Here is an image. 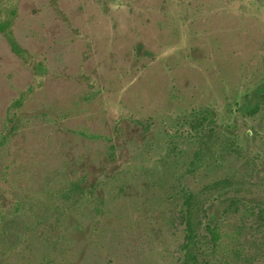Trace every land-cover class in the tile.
I'll return each instance as SVG.
<instances>
[{
  "label": "rangeland",
  "instance_id": "374dc122",
  "mask_svg": "<svg viewBox=\"0 0 264 264\" xmlns=\"http://www.w3.org/2000/svg\"><path fill=\"white\" fill-rule=\"evenodd\" d=\"M13 9L23 50L0 32V264H48L53 247V264H177L184 226L145 184L178 174L184 156L167 151L202 106L264 162V108H246L264 83V0H0V17ZM98 177L105 205L58 214L64 191ZM256 183L264 197V173Z\"/></svg>",
  "mask_w": 264,
  "mask_h": 264
},
{
  "label": "trees",
  "instance_id": "16d2710c",
  "mask_svg": "<svg viewBox=\"0 0 264 264\" xmlns=\"http://www.w3.org/2000/svg\"><path fill=\"white\" fill-rule=\"evenodd\" d=\"M15 13L13 9L8 16L0 17V32L13 51L22 54L12 29ZM253 98L246 108L255 113L264 108V83ZM181 125L188 128L177 135L180 141L172 143L166 154L179 151L184 156L181 161L175 159L178 174L167 172V177L145 184V190L158 196L163 215L171 213L172 221L184 226L177 264H252L247 242L254 247L263 245L261 235L253 233L255 227L258 231L264 227V197L254 188L256 178L264 173L263 159L241 145L237 131L219 125L212 106L194 109ZM203 171L211 173L209 182L199 181ZM106 184L103 177L90 185L75 183L64 191L58 214L66 213V203L83 207L98 201L105 205ZM254 235L257 237L250 241ZM54 249L50 250L48 264L62 259Z\"/></svg>",
  "mask_w": 264,
  "mask_h": 264
}]
</instances>
